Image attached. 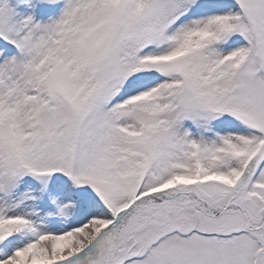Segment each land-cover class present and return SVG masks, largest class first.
I'll return each mask as SVG.
<instances>
[{
    "label": "rangeland",
    "instance_id": "rangeland-1",
    "mask_svg": "<svg viewBox=\"0 0 264 264\" xmlns=\"http://www.w3.org/2000/svg\"><path fill=\"white\" fill-rule=\"evenodd\" d=\"M9 1L0 33L16 46L0 38V215H22L29 201L44 212L43 232L73 216L103 221L82 253L52 264H264V0H226L239 16L222 38L145 64L136 57L170 53L166 32L205 26L220 1L66 0L59 20L37 18L58 0H35L27 19L26 0ZM238 43L247 56L233 68L222 58ZM227 123L248 139L239 186L155 191L154 175L181 173L185 141L204 161Z\"/></svg>",
    "mask_w": 264,
    "mask_h": 264
},
{
    "label": "trees",
    "instance_id": "trees-1",
    "mask_svg": "<svg viewBox=\"0 0 264 264\" xmlns=\"http://www.w3.org/2000/svg\"><path fill=\"white\" fill-rule=\"evenodd\" d=\"M34 1L35 0H26L24 8L27 13H23L21 17L22 19H27L30 16V11L28 9ZM219 1V11H210L206 15L207 24L205 26L196 27L191 31L181 28L180 38L172 37L170 31L166 32L165 39H167V41L169 40L168 46H172L173 43L174 47L170 53L160 57L154 55L148 57L139 55L136 59H139L141 63L148 61L156 63L158 60H177L183 58L189 50L199 49L202 46L208 45L212 41L222 38V35L226 30L232 29L236 25L239 15L237 7H235L234 4L227 2L226 0ZM9 2V0H0V11ZM65 2L66 0H60V6L49 11L47 15L57 20L62 18L64 15L63 10ZM42 17H44L43 14H38L37 16L38 20ZM0 37L10 39L4 33H1ZM1 42L2 41H0V43ZM228 45L229 44L227 43L226 45L221 46L222 50L220 53H223ZM217 47L220 48V45H217ZM228 48H230V46H228L227 49ZM246 56V47L238 43L237 46H233L231 52L224 56L222 60L227 59L231 61L230 65L234 68L235 66H239L245 60ZM227 124L229 125V128L225 129L227 134L222 137L221 147L216 149L208 148L211 151V154L204 161L195 157L199 146L191 141H185L183 153L186 154V160L185 165H180V169L182 170L181 173H169L167 177L154 175L156 178V181L153 184L155 191L157 190L159 191L158 193H160L165 190H175L176 194H178L183 193L188 186L212 185L214 183L213 181L239 186L240 184L238 183L240 182L236 183V180L240 176L238 172L241 162L240 157H243L248 149V139L242 136L241 128H237V126L233 127L229 123ZM186 125L189 124L186 123ZM220 162L229 164L227 172H221L218 170ZM24 189V186L19 187L20 191H23ZM70 195H67V197H70ZM242 198L245 199L244 197ZM227 202L228 201H226L225 204ZM73 211L72 213L74 215ZM20 212L22 215L17 218H12L10 213L0 215V262L7 259H14L17 264H52L53 261L51 260L53 258L65 256L72 250H83V246L92 237L94 230L104 225L103 221H101L97 215L90 219L87 217L74 218L73 216L67 226L61 228L60 231L43 232L39 229L40 223L44 217L43 211H41L36 205H31L28 201L23 204ZM201 215L203 216V212ZM16 225L24 226L23 228L26 229L29 234L20 229H16ZM202 233L207 234L205 232ZM220 235L223 234L220 233ZM80 255L77 257H80Z\"/></svg>",
    "mask_w": 264,
    "mask_h": 264
}]
</instances>
